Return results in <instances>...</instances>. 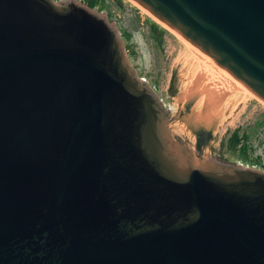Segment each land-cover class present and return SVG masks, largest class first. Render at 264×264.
<instances>
[{
    "label": "water",
    "instance_id": "1",
    "mask_svg": "<svg viewBox=\"0 0 264 264\" xmlns=\"http://www.w3.org/2000/svg\"><path fill=\"white\" fill-rule=\"evenodd\" d=\"M131 1L264 102V0ZM153 41L154 95L103 16L0 0V264H264V172L240 157L264 104Z\"/></svg>",
    "mask_w": 264,
    "mask_h": 264
},
{
    "label": "rangeland",
    "instance_id": "2",
    "mask_svg": "<svg viewBox=\"0 0 264 264\" xmlns=\"http://www.w3.org/2000/svg\"><path fill=\"white\" fill-rule=\"evenodd\" d=\"M52 1L55 4H67L73 1L103 16L118 35L124 59L130 71L143 82V85L147 86L153 95L155 94L157 68L153 38L162 29L165 35L181 48L177 41V34L131 0ZM186 53L184 51L185 56H187ZM187 58L191 59V56ZM190 62L194 67V62ZM252 96L248 99V104H264L263 101ZM240 157L241 169L264 172V106L252 116L240 136Z\"/></svg>",
    "mask_w": 264,
    "mask_h": 264
},
{
    "label": "bare ground",
    "instance_id": "3",
    "mask_svg": "<svg viewBox=\"0 0 264 264\" xmlns=\"http://www.w3.org/2000/svg\"><path fill=\"white\" fill-rule=\"evenodd\" d=\"M176 37L177 41L181 45V48L187 52L186 55L191 56V59L189 58V62H194L193 66L200 70L202 73H204L207 78H211L217 86H221L232 93H237L241 95L243 99L248 100L253 97L246 89H244L236 81L230 78L226 73H224L217 66H215L210 59L205 57L202 53H200L197 49L187 43L179 35Z\"/></svg>",
    "mask_w": 264,
    "mask_h": 264
},
{
    "label": "flooded vegetation",
    "instance_id": "4",
    "mask_svg": "<svg viewBox=\"0 0 264 264\" xmlns=\"http://www.w3.org/2000/svg\"><path fill=\"white\" fill-rule=\"evenodd\" d=\"M140 82L143 83L142 81H140ZM201 98H202V94L199 93L193 99L187 100L184 104L182 103L180 105L179 112L181 111V107H183V111L185 113H188L192 109H195L196 107H198V103H199V101H200ZM206 104L207 103L205 102V100L202 101V104H200V106H199L200 107V113L203 111V109H206ZM219 120H220V113L217 114V116H216L215 120L213 121V123L211 124V126L207 130H205L203 132V134H206L207 135V138L208 137H211V135H213V133L215 132V128H216ZM200 133H202V131Z\"/></svg>",
    "mask_w": 264,
    "mask_h": 264
},
{
    "label": "trees",
    "instance_id": "5",
    "mask_svg": "<svg viewBox=\"0 0 264 264\" xmlns=\"http://www.w3.org/2000/svg\"><path fill=\"white\" fill-rule=\"evenodd\" d=\"M96 1V0H95ZM103 1V0H102Z\"/></svg>",
    "mask_w": 264,
    "mask_h": 264
}]
</instances>
